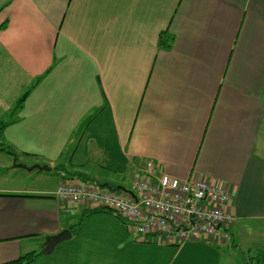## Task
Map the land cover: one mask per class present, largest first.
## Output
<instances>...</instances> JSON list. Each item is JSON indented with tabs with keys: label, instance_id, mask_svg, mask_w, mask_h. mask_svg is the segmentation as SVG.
<instances>
[{
	"label": "crops",
	"instance_id": "0c3cea01",
	"mask_svg": "<svg viewBox=\"0 0 264 264\" xmlns=\"http://www.w3.org/2000/svg\"><path fill=\"white\" fill-rule=\"evenodd\" d=\"M0 123L1 170L61 158L64 184L90 185V164L138 176L150 159L226 184L232 226L264 223V0H0ZM55 184L0 185V264L219 260L202 238L133 237L108 210L60 214L76 203L56 201Z\"/></svg>",
	"mask_w": 264,
	"mask_h": 264
},
{
	"label": "built area",
	"instance_id": "2783aa9c",
	"mask_svg": "<svg viewBox=\"0 0 264 264\" xmlns=\"http://www.w3.org/2000/svg\"><path fill=\"white\" fill-rule=\"evenodd\" d=\"M138 176L132 181L131 193L61 183L54 194L60 201H71L85 210L112 211L126 221L131 232L159 235L167 244L201 238L223 243L229 240L228 230L236 219L230 212L232 194L226 184L212 183L205 176L181 180L150 159Z\"/></svg>",
	"mask_w": 264,
	"mask_h": 264
},
{
	"label": "rangeland",
	"instance_id": "374dc122",
	"mask_svg": "<svg viewBox=\"0 0 264 264\" xmlns=\"http://www.w3.org/2000/svg\"><path fill=\"white\" fill-rule=\"evenodd\" d=\"M93 115V114H92ZM86 142V141H84ZM84 147H88L87 143H83ZM260 144V143H259ZM2 158V155L0 156ZM92 158V161H97L95 156H90L89 160ZM28 164H31L30 160H27ZM57 166L56 169L50 170L49 172L41 171L38 172L34 170L33 173H28L27 170L18 169V170H1L0 169V185H8L14 187H23L24 185L30 188H35L39 186L40 183H45L49 185L52 181L55 180V185L53 189L57 188V185L60 181H63L66 174L62 171L60 166L62 165L61 158L55 160ZM25 165H23L24 167ZM37 166V165H32ZM31 166V167H32ZM42 166V165H41ZM26 169L29 167L25 166ZM48 167V166H44ZM67 169H69L67 167ZM83 172L86 174V180H95L90 181L89 186H94V188H101L103 183L107 182L110 186L117 187L120 186L126 190L131 186L132 181L136 178V173L131 174L127 171H113L112 169L102 168L96 165H88L83 168ZM115 172V173H114ZM140 178L139 176H137ZM71 181L67 182L70 183ZM64 183V181H63ZM82 185L87 182H74ZM52 186V184H50ZM100 186V187H99ZM121 192V191H120ZM59 203L60 200L55 199ZM84 209L79 204L63 205L61 204V213L66 214H84L87 210ZM91 209V208H88ZM111 213H114L110 211ZM253 225V226H252ZM235 227V229H234ZM132 233V232H130ZM229 240L222 242L214 239L206 240L205 243L211 245L213 249L217 250L219 255V260L216 264H258L259 258L261 257L260 251L264 249V223L262 222H253V224L244 225V223L239 222L238 226H232L230 232H228ZM133 237H139L140 235L136 232L132 233ZM164 238L162 236H157V238L152 242V244H158L163 242ZM156 242V243H154ZM233 244V248H231ZM175 249V248H174ZM218 258V257H217ZM195 262V260H193Z\"/></svg>",
	"mask_w": 264,
	"mask_h": 264
},
{
	"label": "water",
	"instance_id": "95a60500",
	"mask_svg": "<svg viewBox=\"0 0 264 264\" xmlns=\"http://www.w3.org/2000/svg\"><path fill=\"white\" fill-rule=\"evenodd\" d=\"M13 166L27 170V171H33V170H37L38 172L50 171V169L48 167L39 166V165L32 166L29 169H26V167L25 166L23 167V165L15 164V160H14ZM105 187L110 189V187L108 185H105ZM112 190L114 192H118L120 190L123 191V188L122 187H116ZM70 236H71V233L68 230H63V231L59 232L57 235L46 237L43 244H42V248H43L42 253L43 254L50 253L57 244H59L60 242L70 238Z\"/></svg>",
	"mask_w": 264,
	"mask_h": 264
},
{
	"label": "trees",
	"instance_id": "16d2710c",
	"mask_svg": "<svg viewBox=\"0 0 264 264\" xmlns=\"http://www.w3.org/2000/svg\"><path fill=\"white\" fill-rule=\"evenodd\" d=\"M159 44L161 45V47H165L168 48L170 46L169 41H167L166 39H162L159 38ZM37 82H35L28 91H26L23 96L20 98V100L17 102V106L20 107V105L23 103L24 99L27 97V95L29 94L30 90L35 86ZM5 125L0 123V132L4 129ZM2 148H0L1 150ZM0 197H11V196H7V195H0ZM90 212H96V211H107V209H103V208H95L92 210H89ZM109 211V210H108ZM260 258H259V262L258 264H264V249H262L260 251ZM37 257V255H34L33 253L24 255L20 258H18L17 260H14L12 262L9 263H5V264H29L31 263L35 258Z\"/></svg>",
	"mask_w": 264,
	"mask_h": 264
}]
</instances>
